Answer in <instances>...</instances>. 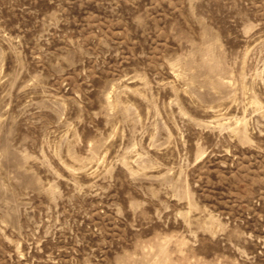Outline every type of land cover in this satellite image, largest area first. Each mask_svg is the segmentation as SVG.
I'll return each mask as SVG.
<instances>
[{"label": "rangeland", "instance_id": "1", "mask_svg": "<svg viewBox=\"0 0 264 264\" xmlns=\"http://www.w3.org/2000/svg\"><path fill=\"white\" fill-rule=\"evenodd\" d=\"M0 264H264V0H0Z\"/></svg>", "mask_w": 264, "mask_h": 264}]
</instances>
